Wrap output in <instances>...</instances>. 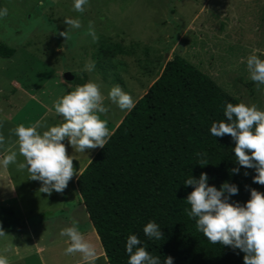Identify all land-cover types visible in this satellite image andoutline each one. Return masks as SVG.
I'll return each mask as SVG.
<instances>
[{"label": "rangeland", "instance_id": "374dc122", "mask_svg": "<svg viewBox=\"0 0 264 264\" xmlns=\"http://www.w3.org/2000/svg\"><path fill=\"white\" fill-rule=\"evenodd\" d=\"M73 2L43 0L41 7V0H0V9H8V15L0 17V40L15 49L12 57H0V133L6 139L20 123L28 126L40 116L42 123L47 122L44 108L53 105L51 99L89 80L102 85L105 97L119 84L137 101L173 53L234 97L264 110V86L257 90L246 67L250 54L264 59V0H89L82 14L73 10ZM65 17L79 18L82 24L70 30L69 40L59 35L68 29ZM89 21L96 41L86 34ZM115 44L120 49L115 50ZM88 61L95 62L91 72L83 71ZM66 72L74 73L75 83L64 79ZM105 105L109 112L102 118L112 132L127 111L107 99ZM66 146L67 153L74 150L69 143ZM5 184L0 173V187ZM67 201V210L73 213L71 204L76 201ZM67 210L66 217L46 210L42 219H29V230L17 212L0 211V227L19 218L14 227L3 228L7 235L0 239V248L22 249L9 264H41L42 257L46 264H70L72 257L64 255L68 244L55 240L70 225ZM79 224L86 227L84 221ZM39 230L46 237L33 243ZM85 238L101 249L93 236ZM39 247L41 255L35 254ZM97 264L107 263L100 258Z\"/></svg>", "mask_w": 264, "mask_h": 264}, {"label": "trees", "instance_id": "16d2710c", "mask_svg": "<svg viewBox=\"0 0 264 264\" xmlns=\"http://www.w3.org/2000/svg\"><path fill=\"white\" fill-rule=\"evenodd\" d=\"M113 48L120 49L117 44ZM14 52L0 40V57L10 58ZM105 53L113 55L108 48ZM69 82L75 83L76 76ZM228 102L243 101L173 53L114 128L106 146L81 171L75 181L77 192L108 264H127L129 234L137 235L161 264L167 256L173 264H244L241 250L211 243L185 211L190 210L186 198L194 186L184 182L191 176L198 179L202 172L217 189L225 181L237 186L230 202L245 204L253 188L264 193V185L253 180L255 169L236 162L231 136L214 137L210 132L214 121L226 119ZM201 160L207 164L201 166ZM234 168L239 171L232 172ZM0 211L14 214L5 206ZM13 220L2 228L14 227L17 219ZM149 221L160 226L162 240L144 234Z\"/></svg>", "mask_w": 264, "mask_h": 264}, {"label": "clouds", "instance_id": "9594fccd", "mask_svg": "<svg viewBox=\"0 0 264 264\" xmlns=\"http://www.w3.org/2000/svg\"><path fill=\"white\" fill-rule=\"evenodd\" d=\"M88 3L89 0H74L73 10L82 14ZM40 6L43 7V0ZM7 15L6 7L0 9V17ZM64 19L68 29L59 35L69 40L70 30L80 29L82 24L79 18ZM86 34L93 41L98 40L92 21H89ZM246 67L257 90H262L264 59L255 53L250 54L246 59ZM94 68L95 62L88 61L83 71L91 72ZM101 87V84L89 80L60 95L54 101V109L62 120L55 125L39 120L28 126L20 123L9 130L7 141L0 133V148L4 151L0 165L5 168L15 165L17 171L27 170L29 179L41 182L39 191L42 193L51 195L53 190L63 193L73 176L80 175L73 166L75 158L67 154L63 141L67 138L75 152L104 148L112 135L107 119L102 118L109 112L105 99L122 111H131L135 107L136 101L119 84L109 88L107 97L102 94ZM224 116L226 119L212 123L211 134L214 137L230 135L235 141L234 153L238 165L255 169L254 182L264 185V110L256 104L228 102ZM12 136L16 139L13 140ZM18 155L23 157L22 161H18ZM199 164L203 166L207 162L201 160ZM238 171V168L232 169V172ZM207 181V174L202 172L198 179L191 176L184 182L185 185L194 186L186 198L190 210L185 211L190 218L195 219L197 230L213 244L241 250L245 254L244 264H264V193L251 189L250 199L242 205L230 202V196L238 193L236 185L225 181L217 189ZM69 220L70 225L59 232L60 236L67 238L68 246L64 255L79 254L82 264H97L100 256L95 245L85 238L78 220L72 217ZM143 232L150 240L163 239L161 228L155 221L147 222ZM6 235L0 227V237ZM126 252L127 264H161V258L141 246V240L135 234L128 235ZM0 264H9L6 256L0 255ZM163 264H173V258L165 257Z\"/></svg>", "mask_w": 264, "mask_h": 264}, {"label": "crops", "instance_id": "0c3cea01", "mask_svg": "<svg viewBox=\"0 0 264 264\" xmlns=\"http://www.w3.org/2000/svg\"><path fill=\"white\" fill-rule=\"evenodd\" d=\"M63 83V82H62ZM65 83V82H64ZM70 83V82H69ZM61 84V83H60ZM69 85L72 84H65V86L69 87ZM58 98V96H54L51 101L53 105L47 106V108H44L46 110L43 114V117L46 118L47 122H44L48 125H55L59 123L62 120V117L59 116L54 109V101ZM43 119L40 116V121ZM12 139L15 140L16 137L12 136ZM7 141V139H6ZM66 145L69 143L67 138L63 141ZM99 149L96 148L94 150H87L86 152H81L82 154H78V152H75V150L70 151L67 153L69 156H73L75 159V163H73L74 168L81 173V171L85 168V166L88 164L90 159L93 157V155L96 153V151ZM0 159H2L4 151L3 148H0ZM23 157L18 155V161H22ZM0 173L2 174L3 178H5V186L0 187V206H5L8 208L13 209L17 214H19V217L21 218L24 225H26V228L32 229L30 225L29 219H42L43 214L46 210L53 211L50 215L53 214H59L63 217H66L65 210L68 208L67 200L74 199L76 201L74 204H71L74 206V212L70 213V217L75 218L79 221V223L82 224V221H84L86 224H84L86 227L81 229V231L84 233L86 237L93 236L95 240L100 245V250H98V255L100 258H103L105 263L108 264L107 259L105 257V254L103 252L102 246L100 244L99 238L97 236V233L95 232V229L93 228L90 219L88 217V214L85 210L84 205L79 200V194L77 192L75 181L77 179V175H74L73 178L69 181L67 188L64 190L63 193H57L55 190L51 193V195H48L47 193H42L39 191L41 187V182L36 180L29 179V174L27 170L24 171H17L15 165H9L7 168L3 167L1 165ZM16 214V215H17ZM31 217V218H29ZM88 218V220L86 219ZM19 219V218H17ZM81 220V222H80ZM87 221L89 223V226L87 225ZM43 221H39V223H42ZM70 223V222H69ZM43 230V229H42ZM42 230H39L38 234L33 237L32 241L33 243L36 242V240H39L41 238H45L46 236L43 235ZM57 237V238H56ZM55 240L59 241L61 243H65L67 238L62 236H56ZM4 237H2L3 239ZM1 239V237H0ZM40 247L36 248V253L41 255ZM22 249L19 248H13L11 249H5L0 248V255H4L7 257L8 262H10V257H15L21 255ZM72 261H70V264H82L81 258L79 254L71 256ZM41 264H46L43 257L41 258Z\"/></svg>", "mask_w": 264, "mask_h": 264}, {"label": "water", "instance_id": "95a60500", "mask_svg": "<svg viewBox=\"0 0 264 264\" xmlns=\"http://www.w3.org/2000/svg\"><path fill=\"white\" fill-rule=\"evenodd\" d=\"M63 76H64V79L67 81H71L74 77V75L71 72H66V73H64Z\"/></svg>", "mask_w": 264, "mask_h": 264}]
</instances>
